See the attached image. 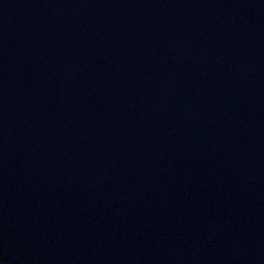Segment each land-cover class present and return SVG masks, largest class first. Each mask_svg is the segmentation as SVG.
Masks as SVG:
<instances>
[{
	"label": "water",
	"instance_id": "95a60500",
	"mask_svg": "<svg viewBox=\"0 0 264 264\" xmlns=\"http://www.w3.org/2000/svg\"><path fill=\"white\" fill-rule=\"evenodd\" d=\"M0 264H264V0H0Z\"/></svg>",
	"mask_w": 264,
	"mask_h": 264
}]
</instances>
